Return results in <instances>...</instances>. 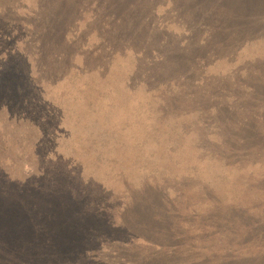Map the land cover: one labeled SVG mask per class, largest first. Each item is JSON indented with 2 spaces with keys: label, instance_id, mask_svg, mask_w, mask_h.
Listing matches in <instances>:
<instances>
[{
  "label": "rangeland",
  "instance_id": "obj_1",
  "mask_svg": "<svg viewBox=\"0 0 264 264\" xmlns=\"http://www.w3.org/2000/svg\"><path fill=\"white\" fill-rule=\"evenodd\" d=\"M127 1L92 19L64 0H0V60L16 72L0 74V89L24 86L0 97V173H48L17 196L0 179V264L68 261L41 245L64 176L104 189L117 223L162 197L154 212L172 227L171 250L122 238L95 262L264 264V11L252 37L236 38L222 7L238 0H200L208 30L195 0ZM9 50L25 57L4 63Z\"/></svg>",
  "mask_w": 264,
  "mask_h": 264
},
{
  "label": "trees",
  "instance_id": "obj_2",
  "mask_svg": "<svg viewBox=\"0 0 264 264\" xmlns=\"http://www.w3.org/2000/svg\"><path fill=\"white\" fill-rule=\"evenodd\" d=\"M64 1L69 3L68 7L72 5V11L75 10L76 6L78 7L77 10L88 11L90 15H93L92 19L99 17L101 9H103L105 13L109 12L107 14L113 19V13L111 11L112 6L119 5L120 8L127 9V5L129 4L127 0H94L93 2L95 4H91L93 7H90V5H85L84 7L83 4L86 0ZM235 3V8L231 7L230 2L227 7L219 5V8L222 7L227 13L230 12V25L234 28L229 26V29L234 33L236 38L244 36L243 34L250 38L253 35L250 32L253 27V21L257 19L255 12L264 11V8L261 9L259 5V3H264V0H238L237 2L235 1ZM188 7L195 8V10L197 8H202V10L196 12V18L202 20L205 29L208 30V27L212 28L213 23H209L210 19H208L207 7H203V3H201L200 0L193 1ZM135 16L136 15H133V17ZM214 32L215 28L212 29V34ZM203 43H205L204 40ZM236 47L237 45L235 44V48ZM13 56L17 57V59L25 57L24 55L20 57L19 54H15V52L11 53L9 50L3 56L5 59L4 63L11 62ZM198 58L204 61L203 55H200ZM3 66H5V64L3 65L0 60V74L3 75V78L7 76V74H16L15 70L11 67L13 65L4 68L5 70H3ZM17 72L18 74L22 73V68H19ZM13 81L17 82L16 79ZM26 81L30 82L28 78H26ZM16 88L17 92L11 96L6 95V90L0 89L1 99L7 102L12 97L15 99L19 98L18 93H22L21 91L24 86L21 88V86L18 85ZM25 93L27 96H30L33 90L29 89L23 94ZM6 96L9 97L5 99ZM36 99L39 101L38 98ZM40 102L41 100L39 103ZM56 159L57 158H55V161H57ZM43 174L46 178L48 173L43 172ZM38 175L39 171L33 168L29 174L21 179L23 180L22 182H9L7 177L0 173V179H2L1 194L7 195L8 187L11 188L10 193H12L13 196H17L19 191L33 192L31 189H43V186L46 187L42 180L44 176L42 174ZM64 177L66 180L62 187H56V185L50 187V208L47 210L46 214H50V229L53 233H50V243L45 242L43 245L41 241L43 248L50 247V257H54V260L56 258H62L69 261V258H71L81 259L83 264H104L95 262L98 252L102 249L103 245L114 243L122 238H127L131 242L141 239L143 244L151 242L164 246L163 248H159L158 252L162 250H167L168 252L171 250L165 248L171 245L168 238L170 239L172 236V234H170L172 227L167 222V216L164 215L165 213H159L160 215H158L154 212V210H159L160 204L162 205V197L158 192H152L154 196L150 201V207L154 205V210L150 215L149 212H147V208H132L130 213L134 220L131 221L126 219L129 210L123 208V211L120 213L121 221L117 223L106 213L108 211L106 205L108 204L107 198L109 195L105 193L104 189L95 188L97 191L94 190V188H91L90 180L79 183L77 180L78 177L76 176H71L74 182L68 179L67 176ZM48 205V203L45 204V206ZM171 246L174 247L175 244ZM68 261L63 260L62 262L67 264Z\"/></svg>",
  "mask_w": 264,
  "mask_h": 264
}]
</instances>
